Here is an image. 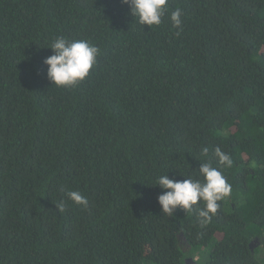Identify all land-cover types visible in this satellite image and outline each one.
Here are the masks:
<instances>
[{"label":"trees","instance_id":"trees-1","mask_svg":"<svg viewBox=\"0 0 264 264\" xmlns=\"http://www.w3.org/2000/svg\"><path fill=\"white\" fill-rule=\"evenodd\" d=\"M175 8L180 29L119 0H0V264H264V0ZM58 36L100 49L74 88L46 79ZM208 161L232 185L211 222L161 213L154 181Z\"/></svg>","mask_w":264,"mask_h":264},{"label":"clouds","instance_id":"clouds-1","mask_svg":"<svg viewBox=\"0 0 264 264\" xmlns=\"http://www.w3.org/2000/svg\"><path fill=\"white\" fill-rule=\"evenodd\" d=\"M119 3L128 7V14L139 25L159 26L168 15L174 28L182 27V10L175 8L169 13V0H119ZM45 48L51 49L52 53L42 61L46 66V79L57 88L65 89L74 88L89 77L100 53L97 46L85 39H66L63 36L56 37ZM208 153V147L201 149L203 156L207 157ZM213 154L219 166L225 169L233 166L231 156L220 147H216ZM153 185L162 190L156 200L160 212L168 217L174 216L177 211L190 212L194 206L202 204L203 207L197 210L201 225L209 224L220 208L219 202L232 194V185L221 168L214 167L211 161L199 163L195 179L177 180L163 174ZM66 196L72 203L87 208L88 199L79 191H68ZM55 207L60 212L65 211V201L61 200Z\"/></svg>","mask_w":264,"mask_h":264},{"label":"rangeland","instance_id":"rangeland-1","mask_svg":"<svg viewBox=\"0 0 264 264\" xmlns=\"http://www.w3.org/2000/svg\"><path fill=\"white\" fill-rule=\"evenodd\" d=\"M197 258V257H196ZM196 261V259H194ZM187 264H195L193 261L191 262V260L186 261Z\"/></svg>","mask_w":264,"mask_h":264}]
</instances>
